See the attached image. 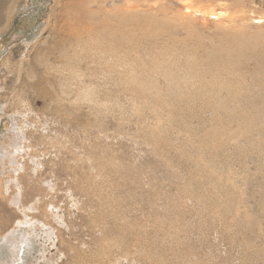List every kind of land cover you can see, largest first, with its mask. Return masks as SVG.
<instances>
[{
    "label": "rangeland",
    "instance_id": "obj_1",
    "mask_svg": "<svg viewBox=\"0 0 264 264\" xmlns=\"http://www.w3.org/2000/svg\"><path fill=\"white\" fill-rule=\"evenodd\" d=\"M1 1L0 264H264V90L250 83L252 51L224 56L214 35L205 41L227 83L186 73L181 23L215 24L206 15L218 8L240 24L233 2ZM246 2L264 16V0ZM68 23L91 24L89 38L114 48L98 53L94 40L89 55L76 50L81 67H60L51 45Z\"/></svg>",
    "mask_w": 264,
    "mask_h": 264
},
{
    "label": "bare ground",
    "instance_id": "obj_2",
    "mask_svg": "<svg viewBox=\"0 0 264 264\" xmlns=\"http://www.w3.org/2000/svg\"><path fill=\"white\" fill-rule=\"evenodd\" d=\"M1 1V0H0ZM92 1V0H91ZM95 1V0H93ZM127 3H129L128 1L129 0H125ZM135 0H133L134 2ZM142 1V0H140ZM174 1V0H173ZM176 1V0H175ZM222 1V0H221ZM234 4L235 7V10L232 11V15H233V20L234 21H237L239 22L240 24H234V25H230V24H226V21H225V18L223 16V12L221 10H219L218 8L217 9H213V11L207 13L206 17L211 19V18H214L215 19V24L214 23H211V22H200L199 24H195L194 22L195 21H191V22H188V21H185V22H180L181 23V26H182V32H184V34L187 36L186 39L187 40H192V42L189 44V46H191L192 48H188V50L190 51V53H188L189 56L188 57V60L186 61H189L190 64L188 63V68L189 70V73L186 72L189 76L191 75H195L197 78V82L198 83H214V82H217V83H227V81H223V78H222V75L224 73H228V67L226 64H223V62H221L218 58L215 59L214 56H213V52L209 49V47L207 46L206 44V41L207 39H211L212 36H216V37H219L220 34L223 35V39L225 40L226 42V46L229 48V50L226 48L225 50H223V53L224 56H227V57H230V58H238V57H243V56H247L249 50L251 49L252 51V55H251V61L253 63V68L251 70V75H252V82L250 83H258V85L264 90V29H263V32L260 34L259 31L261 28L264 27V16H260V17H253L252 14H251V9L249 8L250 5H247L246 1L247 0H231ZM2 2V1H1ZM136 2H138L136 0ZM150 1H146L145 0V3L144 5H148L150 4L149 3ZM177 2V1H176ZM175 2V3H176ZM224 2V1H222ZM249 2V1H248ZM218 3V1H217ZM220 3V2H219ZM137 3H130L129 5L132 6V8H137L138 6L135 5ZM177 4V3H176ZM179 4V3H178ZM182 4V2L180 3ZM226 4V3H225ZM1 5V4H0ZM139 5V4H138ZM231 5V4H230ZM222 6V5H221ZM232 9L234 7H232V5L230 6ZM114 9V8H113ZM118 10V9H117ZM116 10V11H117ZM119 11V10H118ZM91 12V11H90ZM89 12V13H90ZM86 10H85V14L81 13L82 16H89L91 17L92 15L89 14ZM94 14V12H92ZM118 13V12H117ZM121 13V12H120ZM116 14V15H119L121 16V14ZM80 15V16H81ZM213 17H210L212 16ZM139 15H137L136 18H138ZM141 16V15H140ZM143 16V15H142ZM149 15H147L148 17ZM86 17V16H85ZM135 18V17H134ZM140 18V17H139ZM143 18V17H142ZM141 18V19H142ZM148 18H152L151 17H148ZM157 17H154V19L156 20ZM256 18V19H255ZM144 19V18H143ZM159 19V18H158ZM255 21L253 22L254 24H257L258 23V26H256L255 28L257 29V31L253 30V28L249 27V20H254ZM86 20V19H85ZM146 20V19H145ZM144 20V21H145ZM151 20V19H149ZM148 20V21H149ZM93 21V20H92ZM142 21V20H141ZM147 21V20H146ZM153 21V20H152ZM157 21V20H156ZM155 21V22H156ZM70 22V21H68ZM72 22V21H71ZM74 22V20H73ZM154 22V21H153ZM104 23V22H103ZM152 23V22H151ZM150 23V24H151ZM78 24V23H77ZM211 24V25H210ZM86 25V24H85ZM91 26V24H89ZM89 25H86V26H82V27H79V28H74L73 25H71L70 23H68V28H67V36L61 40H57L54 42L56 43V45L53 46V44L51 45V50L52 49H59V53L57 58L59 59L58 60V63H60L62 66L60 67H64V68H71V69H76L77 67H79L80 65V62L81 64H84L82 63V59H80V56H78L76 54V50L80 49V48H83L85 49L86 51L85 52H88V50L90 49V47L93 49V47L96 49V47L98 49H96V51L98 50V53L101 52V51H104V52H107V51H110V47H113L112 45L113 44H104V43H99L96 39L97 42H98V45L96 46H93L92 45L94 44V40L92 41L91 38H89L88 35H90L89 33V29L92 30L93 28H91ZM108 23L106 22L105 24H103L102 28H103V31H106V29L108 28ZM144 26V25H143ZM146 26V25H145ZM148 27V26H147ZM140 28V27H139ZM149 28V27H148ZM95 30V29H94ZM145 30V29H144ZM65 31V30H64ZM149 32V31H148ZM130 33V31H129ZM165 33V32H164ZM179 33V32H178ZM93 34V33H92ZM128 34V33H127ZM174 34V33H172ZM177 34V33H176ZM66 35V34H65ZM64 35V36H65ZM83 35H87L88 37L86 38V36L84 37ZM129 35V34H128ZM163 35V34H162ZM168 35V34H167ZM182 35V34H181ZM94 36V34H93ZM143 36V35H142ZM179 36V35H178ZM57 37V36H56ZM165 37V36H164ZM167 37V36H166ZM69 38V46L71 48V51H69L71 54V56L68 55V50H70V48L67 50L66 48H64V44H65V41L66 39ZM157 38V37H155ZM176 38V37H175ZM215 38V37H214ZM221 38V36H220ZM131 39V38H129ZM133 39V38H132ZM158 39V38H157ZM185 39V40H186ZM219 39V38H218ZM68 40V39H67ZM134 40V39H133ZM132 40V41H133ZM169 40V38H168ZM181 40V39H180ZM206 40V41H205ZM215 40V39H214ZM176 43H177V39L175 40ZM184 41V39H183ZM219 40H217L218 42ZM222 41V40H221ZM96 42V44H97ZM159 42V41H158ZM161 42V41H160ZM181 42V41H180ZM179 42V43H180ZM51 43V42H50ZM130 43H132L130 41ZM151 43V42H150ZM153 43V42H152ZM157 43V42H156ZM183 43V42H182ZM188 44V42H186ZM213 43V41H212ZM211 43V44H212ZM215 43V42H214ZM160 44V43H158ZM178 44V43H177ZM221 44V43H219ZM176 45V44H175ZM181 45V43H180ZM184 45V44H183ZM217 45V44H216ZM156 46V44H155ZM161 46V45H160ZM179 46V45H177ZM211 46V45H210ZM218 46V45H217ZM220 46V45H219ZM223 46V44H222ZM216 47V46H214ZM225 47V46H224ZM68 48V47H67ZM110 50H109V49ZM114 48V47H113ZM161 48V47H160ZM163 48V47H162ZM175 48V47H174ZM183 47H181L180 50H183L182 49ZM212 48V47H211ZM222 48V47H221ZM245 48H247V51H243ZM88 49V50H87ZM99 49H103L101 51H99ZM108 49V50H107ZM164 49V48H163ZM161 49V50H163ZM167 50V48H165ZM178 49V48H177ZM215 49V48H214ZM114 50V49H113ZM160 50V49H159ZM160 50V52L162 53V51ZM168 50H172V46H170V49ZM176 50V49H175ZM185 50V49H184ZM221 50V49H220ZM235 50H238L239 52L238 53H235ZM54 52V50H52ZM91 51V49H90ZM93 51V50H92ZM178 51V50H177ZM222 51V50H221ZM78 52V51H77ZM80 52V50H79ZM94 52V51H93ZM111 52V51H110ZM126 52V51H125ZM166 51L164 50V53ZM167 52H170V51H167ZM174 52V51H173ZM179 52V51H178ZM184 52V51H182ZM186 52V51H185ZM184 52V53H185ZM46 53V52H45ZM50 53V52H49ZM57 53V52H56ZM92 52H90L91 54ZM108 53V52H107ZM106 53V54H107ZM115 53V52H114ZM184 53H182L184 55ZM216 53V52H215ZM53 55V53H51ZM95 54V52L93 53ZM92 54V55H93ZM116 54V53H115ZM124 54V53H123ZM165 54H168V53H165ZM164 54V56H166ZM219 54V52H218ZM220 54V55H222ZM49 56V54H47ZM88 55H89V52H88ZM87 55V56H88ZM97 55V54H96ZM161 55V54H160ZM163 55V54H162ZM170 55V54H169ZM174 55V53H173ZM177 55V54H176ZM181 55V54H180ZM186 55V54H185ZM85 56V57H87ZM105 56V55H104ZM107 56V55H106ZM171 56H172V53H171ZM216 56V55H215ZM94 57V56H93ZM100 57V56H99ZM179 57V56H178ZM195 57V61H194V58ZM217 57V56H216ZM223 57V56H222ZM48 58V57H47ZM103 58V57H102ZM111 58V56H110ZM114 58V57H113ZM120 58V57H119ZM187 58V57H186ZM56 59V57H55ZM89 58H87V61H88ZM105 59V58H104ZM166 59V58H165ZM192 59V60H191ZM86 59H84L83 61H85ZM94 60V59H92ZM38 61V60H37ZM73 61H76V62H73ZM90 61V59H89ZM88 61V62H89ZM166 61V60H165ZM185 61V62H186ZM223 61V60H222ZM46 62V61H44ZM106 62V61H105ZM108 62V61H107ZM164 62V61H163ZM173 62V61H172ZM171 62V63H172ZM180 62V61H179ZM89 63H92V62H89ZM38 66L36 67H44V63H42L41 61H38L36 63ZM47 64V62H46ZM102 64V63H101ZM162 64V63H161ZM181 64V63H179ZM44 65V66H43ZM75 65H77V67H75ZM91 65V64H90ZM182 65V64H181ZM89 66V65H88ZM93 66V65H92ZM91 66V68H92ZM97 66V65H96ZM104 66V65H103ZM164 66V65H163ZM185 66V65H184ZM187 66V64H186ZM46 67V66H45ZM81 67V66H80ZM99 67V66H98ZM161 66H159L160 68ZM175 67V65H174ZM90 68V66H89ZM102 68V67H101ZM106 68V67H105ZM146 68V67H145ZM187 68V67H186ZM185 68V69H186ZM197 68V72L195 71V69ZM95 69V67H94ZM148 69V68H147ZM183 69V68H182ZM81 70V69H80ZM79 70V71H80ZM90 70V69H89ZM88 70V71H89ZM93 70V69H92ZM98 70V69H97ZM100 70V69H99ZM74 71V70H73ZM78 71V70H77ZM76 71V72H77ZM94 71V70H93ZM75 72V74H76ZM96 72V71H95ZM74 73V72H73ZM85 74L86 72H80ZM78 72V74H80ZM89 73V72H88ZM87 73V74H88ZM93 73V72H92ZM210 74V79L209 80H205V75L206 74ZM47 74V73H46ZM71 74V73H70ZM68 73V75H70ZM87 74L85 76H87ZM95 74V73H94ZM93 74V76H95ZM98 74V73H97ZM50 76V74H47ZM81 75V74H80ZM111 75V74H110ZM71 76V75H70ZM75 78V76H73ZM78 77V76H77ZM83 77V76H82ZM90 77V76H89ZM111 77V76H110ZM43 76L39 74L38 76V80L36 83H42L43 82ZM59 79V78H58ZM67 79V78H66ZM73 79V78H72ZM50 80V79H49ZM57 80V79H56ZM62 80V79H61ZM69 80V79H68ZM72 81V80H70ZM83 81V80H82ZM85 81V80H84ZM65 82V81H64ZM67 82V81H66ZM85 83V82H84ZM238 83V81H237ZM260 88V89H261ZM261 89V90H262ZM262 96V95H261ZM260 96V97H261ZM259 98V96H258ZM262 100V99H261ZM255 101V99H254ZM258 101V99H257ZM261 106L264 107V100L263 101H260L259 103H261ZM255 111V110H254ZM256 114L259 116V117H264V111L261 109V113H259V111L256 110ZM1 184V183H0ZM2 187V186H0ZM8 193V189H5L4 190V193ZM0 194H3V190L2 188H0ZM10 194H8L9 196ZM12 202L11 203H16L17 202V199L16 197L15 198H11ZM16 234V231H11L9 234H8V238H13ZM9 246H14V245H9ZM20 251V250H18Z\"/></svg>",
    "mask_w": 264,
    "mask_h": 264
}]
</instances>
